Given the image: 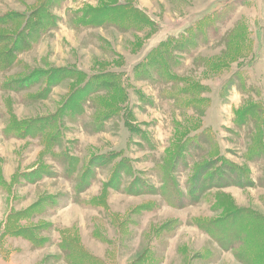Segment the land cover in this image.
<instances>
[{"label":"rangeland","instance_id":"1","mask_svg":"<svg viewBox=\"0 0 264 264\" xmlns=\"http://www.w3.org/2000/svg\"><path fill=\"white\" fill-rule=\"evenodd\" d=\"M0 44V264H264V0H0Z\"/></svg>","mask_w":264,"mask_h":264},{"label":"trees","instance_id":"2","mask_svg":"<svg viewBox=\"0 0 264 264\" xmlns=\"http://www.w3.org/2000/svg\"><path fill=\"white\" fill-rule=\"evenodd\" d=\"M28 24V23H27ZM36 24H38V23H36ZM35 24V26L37 27V29L36 30H38V33L40 34L41 32H42V30H44L45 28L43 27V28H41L40 29V27L38 26V25H36ZM4 45L3 44H0V63H2V61H4V60H6V61H8V62H11V58H10V56L8 55V54H6L5 52H7L5 49H7V47L4 49ZM11 48H13V49H16L17 48V45L15 44V48L14 47H11ZM2 49V50H1ZM8 50V49H7ZM8 51H10V50H8ZM5 56V57H4Z\"/></svg>","mask_w":264,"mask_h":264}]
</instances>
